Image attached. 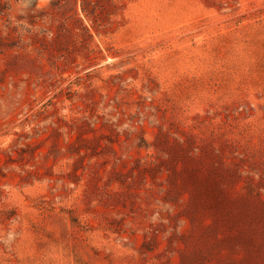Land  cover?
I'll return each mask as SVG.
<instances>
[{"label":"rangeland","instance_id":"obj_1","mask_svg":"<svg viewBox=\"0 0 264 264\" xmlns=\"http://www.w3.org/2000/svg\"><path fill=\"white\" fill-rule=\"evenodd\" d=\"M0 264H264V0H0Z\"/></svg>","mask_w":264,"mask_h":264}]
</instances>
